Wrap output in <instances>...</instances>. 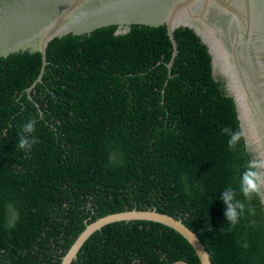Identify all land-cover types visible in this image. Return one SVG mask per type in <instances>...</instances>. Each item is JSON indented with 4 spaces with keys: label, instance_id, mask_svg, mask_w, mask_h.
Masks as SVG:
<instances>
[{
    "label": "trees",
    "instance_id": "obj_1",
    "mask_svg": "<svg viewBox=\"0 0 264 264\" xmlns=\"http://www.w3.org/2000/svg\"><path fill=\"white\" fill-rule=\"evenodd\" d=\"M114 25L0 59V264H58L88 223L125 209L181 220L210 264H264V213L244 199L247 163L224 126L237 130L222 82L188 28ZM36 118L37 143L19 149L21 125ZM231 186L245 204L230 228L220 200ZM254 208L255 214L248 209ZM247 242L249 247L242 244ZM199 264L173 229L115 221L92 232L69 264Z\"/></svg>",
    "mask_w": 264,
    "mask_h": 264
},
{
    "label": "water",
    "instance_id": "obj_2",
    "mask_svg": "<svg viewBox=\"0 0 264 264\" xmlns=\"http://www.w3.org/2000/svg\"><path fill=\"white\" fill-rule=\"evenodd\" d=\"M109 25L115 26L114 34L127 32L129 26H165L172 48L168 69L176 53L173 30L190 29L206 48L211 76L222 82L228 96L246 161L264 154V0H0V59L25 51L40 54L39 72L29 90L40 80L47 43ZM258 200L264 213V202ZM129 220L173 229L199 264H210L191 229L153 208L125 209L85 223L58 264H69L85 239L101 226Z\"/></svg>",
    "mask_w": 264,
    "mask_h": 264
},
{
    "label": "clouds",
    "instance_id": "obj_3",
    "mask_svg": "<svg viewBox=\"0 0 264 264\" xmlns=\"http://www.w3.org/2000/svg\"><path fill=\"white\" fill-rule=\"evenodd\" d=\"M36 124L37 119L29 117L21 125V134L18 137L16 145L19 149L27 152L38 142L37 138L32 135L36 130ZM220 134L228 137L227 145L231 150L235 149L242 136L239 131H234L228 126L221 127ZM239 191L247 201L258 197L264 202V154H261L257 159L247 161L244 171L240 174ZM220 200H223L227 205L225 216L230 224V228L234 227L244 214V202L236 199V191L231 186L222 192ZM248 211L251 214H255L254 208H249ZM242 247L248 248L249 245L245 241Z\"/></svg>",
    "mask_w": 264,
    "mask_h": 264
}]
</instances>
